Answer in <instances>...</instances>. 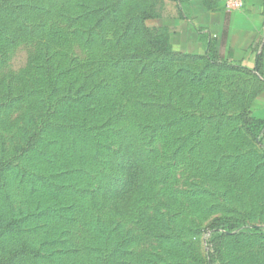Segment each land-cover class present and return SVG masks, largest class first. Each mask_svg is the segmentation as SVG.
<instances>
[{"label":"rangeland","instance_id":"rangeland-1","mask_svg":"<svg viewBox=\"0 0 264 264\" xmlns=\"http://www.w3.org/2000/svg\"><path fill=\"white\" fill-rule=\"evenodd\" d=\"M180 3L0 0V264H264V53Z\"/></svg>","mask_w":264,"mask_h":264},{"label":"crops","instance_id":"crops-1","mask_svg":"<svg viewBox=\"0 0 264 264\" xmlns=\"http://www.w3.org/2000/svg\"><path fill=\"white\" fill-rule=\"evenodd\" d=\"M227 1L181 0L169 24L171 35L198 36L200 50L208 46L219 61L254 69L257 56L264 53L260 0H242L240 9L227 8Z\"/></svg>","mask_w":264,"mask_h":264},{"label":"built area","instance_id":"built-area-1","mask_svg":"<svg viewBox=\"0 0 264 264\" xmlns=\"http://www.w3.org/2000/svg\"><path fill=\"white\" fill-rule=\"evenodd\" d=\"M227 5L230 9H239L243 5L242 0H228Z\"/></svg>","mask_w":264,"mask_h":264}]
</instances>
